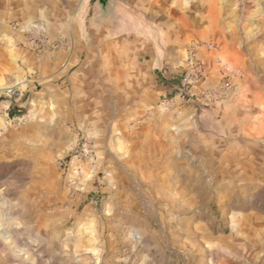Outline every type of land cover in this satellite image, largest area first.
Here are the masks:
<instances>
[{
    "label": "rangeland",
    "instance_id": "374dc122",
    "mask_svg": "<svg viewBox=\"0 0 264 264\" xmlns=\"http://www.w3.org/2000/svg\"><path fill=\"white\" fill-rule=\"evenodd\" d=\"M170 1L105 6V78L127 63L144 86L168 80L158 107L115 119L116 93L96 106L21 97L14 121L0 118V264H264V0L207 8L212 22H183L197 9ZM197 42L229 54L241 85L215 115L222 95L174 99L180 63L153 74L137 64L179 45L184 61ZM128 146H142L136 159Z\"/></svg>",
    "mask_w": 264,
    "mask_h": 264
},
{
    "label": "crops",
    "instance_id": "0c3cea01",
    "mask_svg": "<svg viewBox=\"0 0 264 264\" xmlns=\"http://www.w3.org/2000/svg\"><path fill=\"white\" fill-rule=\"evenodd\" d=\"M116 1L118 0H0V118L13 119L16 115L10 117L9 111L19 112L18 109L23 106L20 99L12 100L2 96V90L8 87L15 88L22 98L41 99L45 104L52 101L72 103L77 98L86 97L96 106L100 102L105 104V100L116 93V99L122 103L123 109L119 108L117 114L113 110L115 119L156 108L160 98L171 94L174 87L168 80L158 83L153 77L150 81L145 80V86L141 79L132 80L133 72L126 67L127 63L117 67V76L114 74L116 66L109 69L114 72L105 78V60L110 53H114L109 49L113 34L109 27L105 28V22H109L105 19V6ZM146 1L130 0L135 7L143 6ZM150 1L153 2L151 4H156L159 0ZM229 2L233 3L234 0H186L184 5L196 8L200 18H195V14L190 17L183 15L182 21L212 22L216 14L204 15L207 8L227 6ZM172 4L173 0L167 7ZM169 17L166 16L163 21L168 22ZM31 24H40L44 31L43 43L38 47L29 43L25 33ZM197 43L211 45V49L200 50L196 54L208 68L207 79L200 89H219L224 81L230 84L219 101L210 106L209 112L215 115L218 104L239 94L241 85L233 86L235 82L230 74L234 65L229 54L222 53V61V58L215 56L218 52L214 42ZM168 53L163 56L158 50L150 49L149 53L143 54L147 59L140 56V63L137 64L147 74H153L152 71L156 69L160 71L163 67L167 70V64L171 61L180 63L183 69L185 60L183 61L184 53L180 45L177 50ZM119 70L123 72L119 74ZM105 95L109 97L105 99ZM107 111L102 112L105 113L104 117L110 116ZM186 111L185 115L190 116L192 110L189 108ZM146 114H149L148 120L157 117L156 110H149ZM165 122V128L160 133H166L169 128L168 122ZM141 148L142 146H128L125 150H130V157L136 159Z\"/></svg>",
    "mask_w": 264,
    "mask_h": 264
},
{
    "label": "built area",
    "instance_id": "2783aa9c",
    "mask_svg": "<svg viewBox=\"0 0 264 264\" xmlns=\"http://www.w3.org/2000/svg\"><path fill=\"white\" fill-rule=\"evenodd\" d=\"M25 33L28 37L29 43H31L33 46L38 47L43 43L42 34L44 31L40 24H31L27 30H25ZM209 49H211V45L207 43H193L189 46L186 52L185 63L183 66L179 87L176 89L177 94L174 97V99L179 103L184 102L185 99H193L197 94H201L202 99L206 103H210L216 99V97L223 95L224 92L229 89V82L224 81L220 88L215 92H212L209 89L198 92L201 84L207 79L208 68L204 63L201 62V60L197 58L196 54L200 50ZM226 79L227 78L225 77L224 80ZM2 96L12 100H18L20 99L21 94L15 88L8 87L2 90ZM170 104L171 100H168L164 101L162 105L167 110L170 107ZM8 121L11 123L14 121V118L8 119Z\"/></svg>",
    "mask_w": 264,
    "mask_h": 264
},
{
    "label": "trees",
    "instance_id": "16d2710c",
    "mask_svg": "<svg viewBox=\"0 0 264 264\" xmlns=\"http://www.w3.org/2000/svg\"><path fill=\"white\" fill-rule=\"evenodd\" d=\"M8 114H9V116H10V117H13V116H15V115H16V112H14V111L10 110ZM19 115H20V114H19Z\"/></svg>",
    "mask_w": 264,
    "mask_h": 264
}]
</instances>
